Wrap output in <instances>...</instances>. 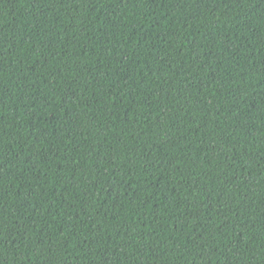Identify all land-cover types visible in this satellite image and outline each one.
<instances>
[{"label": "trees", "instance_id": "trees-1", "mask_svg": "<svg viewBox=\"0 0 264 264\" xmlns=\"http://www.w3.org/2000/svg\"><path fill=\"white\" fill-rule=\"evenodd\" d=\"M0 264H264V0H0Z\"/></svg>", "mask_w": 264, "mask_h": 264}]
</instances>
